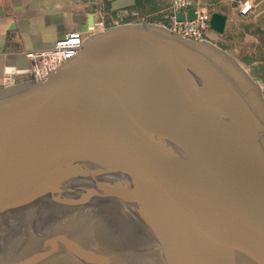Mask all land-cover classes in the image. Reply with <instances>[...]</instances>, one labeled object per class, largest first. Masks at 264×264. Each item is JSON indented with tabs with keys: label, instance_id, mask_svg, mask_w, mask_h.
Returning a JSON list of instances; mask_svg holds the SVG:
<instances>
[{
	"label": "water",
	"instance_id": "obj_1",
	"mask_svg": "<svg viewBox=\"0 0 264 264\" xmlns=\"http://www.w3.org/2000/svg\"><path fill=\"white\" fill-rule=\"evenodd\" d=\"M226 25L211 15L212 31ZM256 85L227 52L145 23L99 32L45 80L0 90V264H264ZM64 206L75 210L46 220ZM110 207L154 245L92 235Z\"/></svg>",
	"mask_w": 264,
	"mask_h": 264
},
{
	"label": "crops",
	"instance_id": "obj_2",
	"mask_svg": "<svg viewBox=\"0 0 264 264\" xmlns=\"http://www.w3.org/2000/svg\"><path fill=\"white\" fill-rule=\"evenodd\" d=\"M259 0H196L203 8L227 17L225 33L252 37L264 24L254 14L250 30L239 33L229 28L230 20L241 19L239 3L255 4ZM260 6L264 0L259 1ZM170 0H0V90L33 80L28 72L27 54L50 50L65 35L80 32L92 35L96 23L105 29L131 24H151L169 28L172 23ZM261 23V26L259 25ZM251 78L264 86V62L249 65ZM6 80H11L6 83ZM264 89V88H263Z\"/></svg>",
	"mask_w": 264,
	"mask_h": 264
},
{
	"label": "rangeland",
	"instance_id": "obj_3",
	"mask_svg": "<svg viewBox=\"0 0 264 264\" xmlns=\"http://www.w3.org/2000/svg\"><path fill=\"white\" fill-rule=\"evenodd\" d=\"M260 1V0H259ZM258 3H250V11L246 14L241 12V19L236 21L230 20L228 22L229 28H238L237 31L244 33L250 30L251 20L254 18L257 8L260 6ZM239 7V5H238ZM240 9V7H239ZM264 13V11H263ZM259 15L262 13L258 12ZM261 26V23H259ZM202 42L212 44L222 51L227 52L232 56L245 70L250 73V64L256 62H264V31L257 28L253 31L252 37L234 36L228 33L218 34L211 30L208 31L207 36ZM27 79L26 82L31 81ZM258 92L264 97V86L256 83ZM56 213H53L50 218L46 219L48 222L58 217V220L65 219L69 216V213L75 210V207H58ZM98 218L92 221L90 231H93L94 236L98 234H106V238L109 242L121 246L124 249L141 251L154 245L145 230L137 224L127 213L119 208L110 207L104 208L98 213ZM100 218V220H98ZM46 224H39V227H44ZM32 227L27 223V226H23L21 230H18L17 236L21 237L25 230H30Z\"/></svg>",
	"mask_w": 264,
	"mask_h": 264
},
{
	"label": "built area",
	"instance_id": "obj_4",
	"mask_svg": "<svg viewBox=\"0 0 264 264\" xmlns=\"http://www.w3.org/2000/svg\"><path fill=\"white\" fill-rule=\"evenodd\" d=\"M170 3L172 12V23L168 28L170 32L185 40L203 41L210 29L212 13L203 8L196 0H170ZM239 7L243 14L248 13L251 8L247 3H239ZM191 9L195 10L196 19L194 21L181 22L178 20L179 14L187 15ZM105 30H107L105 23L99 21L96 23V31L92 35L72 32L58 40L50 50L28 53L27 58L31 61L28 73L32 75L34 81L45 80L51 73L77 57L92 36Z\"/></svg>",
	"mask_w": 264,
	"mask_h": 264
}]
</instances>
